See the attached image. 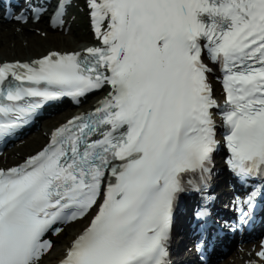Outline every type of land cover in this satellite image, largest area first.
Instances as JSON below:
<instances>
[{
	"label": "snow or ice",
	"instance_id": "6c2138e0",
	"mask_svg": "<svg viewBox=\"0 0 264 264\" xmlns=\"http://www.w3.org/2000/svg\"><path fill=\"white\" fill-rule=\"evenodd\" d=\"M88 7L103 47L0 64V138L43 102L112 89L43 150L0 170V264H43L53 247L45 236L59 231L53 226L94 207L62 264H168L185 174L210 178L213 109L228 129L232 170L264 175V0H88ZM205 56L223 73V106ZM258 255L264 260V250Z\"/></svg>",
	"mask_w": 264,
	"mask_h": 264
},
{
	"label": "bare ground",
	"instance_id": "6f19581e",
	"mask_svg": "<svg viewBox=\"0 0 264 264\" xmlns=\"http://www.w3.org/2000/svg\"><path fill=\"white\" fill-rule=\"evenodd\" d=\"M31 27H37L42 31H45L46 29V26L43 22H40L37 25L27 24L25 26H20V25L7 24L6 26H2V28L0 27L2 29V31L0 32V63H3L4 61H18V60L30 61L35 58L43 57L49 51H53V50L64 51V52H77L86 49L87 47H89L91 44L94 43V40L89 41L86 37H77L80 40L82 38H85L84 41H82L81 43L74 42L77 40V38H74L75 31L70 36H65L63 33L48 32L47 37L50 42L47 43L43 41V38L37 36L36 33L30 32ZM17 28H21L23 31L19 33L17 32ZM12 42L15 43V48L10 47V44ZM25 42H28V47L26 48L22 46L23 43ZM72 43L75 44V47L73 49H70L65 46V45H71ZM56 44L60 45L61 47L59 48L54 47ZM103 95L104 93L90 99V102H88L86 105L82 106L78 110L68 111V112L66 111L64 113L59 114L56 118L52 120L44 121L41 124L40 131L35 132V134H30L26 138L28 139L26 145L20 149H17L13 153L21 152L22 155L24 156L25 152L36 149L37 147L42 145L43 142L45 141L44 138L45 134H48V138L51 137L53 132L60 125L64 124L71 116L77 113L79 114L80 112L83 111L90 110L93 107V105ZM62 119H63L62 123L58 125V122H60V120ZM41 133H43V136ZM36 151H34L33 153H35ZM20 161H21L20 158L7 159V162L15 165ZM0 165L1 166L4 165L2 158H0ZM86 224L87 223L85 219L70 224L65 229L66 233L64 234V238L58 241L57 243L53 244L52 249L43 259V264H55L59 259H61L65 248H67L69 246L70 241H72L73 238H75V236H77L84 229ZM75 225L76 227L73 228V226ZM233 257L234 256L232 255V258ZM222 264H231V263L227 259Z\"/></svg>",
	"mask_w": 264,
	"mask_h": 264
},
{
	"label": "rangeland",
	"instance_id": "374dc122",
	"mask_svg": "<svg viewBox=\"0 0 264 264\" xmlns=\"http://www.w3.org/2000/svg\"><path fill=\"white\" fill-rule=\"evenodd\" d=\"M78 9H77V11H76V13H78ZM78 17H80V18H78V20H77V22H76V26H75V36H74V38H77V37H86L88 40H89V38H90V35L87 33L88 31H87V22H85V19L81 16V14L79 15L78 14ZM35 30L36 29H38L37 27H33ZM35 30L32 32V31H30V32H32V33H36L35 32ZM2 30H0V32H1ZM37 36H39V37H41V38H43L42 36H40V35H38V34H36ZM84 39L85 38H82L81 40L79 39V38H77V40L76 41H74V42H77V43H81L82 41H84ZM43 41L44 42H47V43H49L50 41H49V39L48 38H43ZM73 45V46H72ZM24 48H26V47H28V42H25V43H23V45H22ZM66 47H68V48H70V49H73L74 47H75V44L74 43H72L71 45H65ZM10 47H12V48H15V43L14 42H12L11 44H10ZM54 47H56V48H59V47H61L60 45H58V44H56ZM90 102V101H89ZM54 119V118H53ZM65 119V118H64ZM48 120H52V119H48ZM62 121H63V119L62 120H60V122H58V125L60 124V123H62ZM57 126V125H56ZM42 134V136H43V133H41ZM46 138H45V141L44 142H46ZM43 142V143H44ZM42 144V143H41ZM43 145V144H42ZM42 145H40L39 147H37L36 149H33V150H30V151H27V152H25V154H24V156L25 155H28V154H31V153H33L34 151H36L37 149H39V148H41V146ZM17 153H20V152H17ZM23 159V158H22ZM74 227H76V225L75 226H73V228ZM66 233V231L65 232H63V234H61L60 236H59V238H55L54 239V242L55 243H57L58 241H60L61 239H63L64 238V234Z\"/></svg>",
	"mask_w": 264,
	"mask_h": 264
}]
</instances>
